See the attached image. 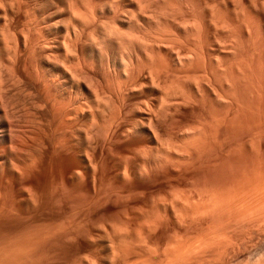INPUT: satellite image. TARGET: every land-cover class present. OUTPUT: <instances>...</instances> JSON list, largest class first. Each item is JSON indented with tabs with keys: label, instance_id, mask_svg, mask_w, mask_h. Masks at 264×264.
Returning a JSON list of instances; mask_svg holds the SVG:
<instances>
[{
	"label": "bare ground",
	"instance_id": "obj_1",
	"mask_svg": "<svg viewBox=\"0 0 264 264\" xmlns=\"http://www.w3.org/2000/svg\"><path fill=\"white\" fill-rule=\"evenodd\" d=\"M122 109L132 110L131 124H124L129 113L118 122ZM158 109L165 110L162 116L168 111L167 122L154 112ZM133 135L146 138L154 151L140 150L138 166L130 169L134 164L128 163L130 172L122 171L126 181L157 167L185 172L230 157L240 166L216 190L204 185L205 193L186 189L187 195L181 192V198L177 191L171 203L167 195L164 204L152 203L156 207L144 211L146 218L142 212L145 222L141 217L144 224L139 221L137 229L123 224L112 234L102 233L106 256L100 262L264 264L260 226L256 231L251 226L264 214V0H0V174L22 180L49 160L60 169L63 184L97 190L100 155L109 137ZM26 187L19 205L42 201L37 188ZM202 217L211 225L204 220L203 230L211 227L215 236L195 227L203 234L199 239L210 236L195 243L190 230L201 226ZM176 221L188 224L193 237H184ZM221 225L226 232L217 235ZM159 227L166 233L177 229L181 237L169 232L173 238L165 237L163 248L151 239ZM21 243L5 250L0 264L40 259L36 250L43 247L32 243L35 254ZM88 259L82 262L94 263Z\"/></svg>",
	"mask_w": 264,
	"mask_h": 264
},
{
	"label": "rangeland",
	"instance_id": "obj_2",
	"mask_svg": "<svg viewBox=\"0 0 264 264\" xmlns=\"http://www.w3.org/2000/svg\"><path fill=\"white\" fill-rule=\"evenodd\" d=\"M125 111H127V112L125 113ZM155 111L159 112V109H158V111L154 110V112ZM161 111L165 112V110L161 109L159 112L160 114H158V115H161V113H162ZM122 112L123 113H121L122 115L120 114L121 118L119 117L120 119H118V122L123 121V120H121L123 118H127L130 115V113L132 112V110H130V112H129L128 109H122ZM167 112L168 111L166 110V113ZM128 113H129V115H128ZM166 113L164 114V116L166 115ZM125 115L127 117H125ZM132 115H130L131 117L130 116L128 117L129 119L127 118L128 120H130V118H131V120L129 122L127 121V119H124L125 122H128V123H125L123 121L125 125L131 124ZM164 116H162V117L164 118ZM165 118H166V116H165ZM166 120H168V118L164 119V121H166ZM174 135L171 134V138L174 137L173 140L175 139V136H176V135L175 136ZM134 137L136 139H134ZM166 137L169 139L170 134H169V136L163 137L164 139H162V140L165 141V139H166V141L165 142L163 141V143L167 142L168 139ZM176 138H177V136H176ZM110 139L111 138L109 137V141H111V142L116 141V142L110 143V145H109L108 137L106 138V141H108V142L104 145V148L102 149V153L100 155V167H101L100 168V182L98 183L97 190H95L91 186L87 187L86 185L85 186L83 185V187H82V185L81 186L75 185L76 187L78 186L76 188L73 184L72 185L63 184L62 178H61L62 174H61L60 169L57 167V165L55 166L54 163H52V162L50 163L49 160H44L45 162L44 161L41 162L39 164V168H36L33 172L29 173V174L32 173V175L28 174V176H26L27 178H24V176H23V177H21L22 180H20L19 176L12 177V176H9L5 173L3 175L0 174V200L2 201L3 199H5V204L1 203V201H0V208H1L0 209V259L1 260H2V258H4L6 251L8 252V250L13 249L11 247V245L17 246L21 242L24 244H27V242H26V240H27L30 243V244L28 243L27 246L30 245L31 246L30 248L31 249L33 248V250H34V251L32 250L31 252H34L35 254L40 252V255H41V252L43 254L45 253L44 256L38 255L40 257V259H37L39 261V263H38V261H35L36 264H79L80 262L83 261V259L85 261L87 260V258H89L88 260L92 259L91 258L92 255H90V254L91 253L94 254V252L96 253L95 257L98 253L101 254V257L98 254L96 257L98 260L97 259L94 260L95 257L93 255L94 258L91 260L92 262H94L93 264H107V263L100 262L101 259L105 258L104 256H106L105 248L103 247L104 244L101 242V239H102L101 237L105 234L104 232L108 231L107 233H109L112 230V233H113V230H115L117 227H118L117 230L123 228V227H121V226H123V224H124L125 228L128 225V229H130L131 231L133 230V228L137 229V226L140 225L139 219L141 217L145 216L146 213L149 211L147 208H153L154 206L156 207V205H153V204H157L158 206H160L161 205L160 201L161 200L164 201L165 200L164 198H166V195L168 197V198H166V203H171L172 202L171 198L173 199V196H176L175 198H177L181 195V192H183L182 195H184V194L187 195L188 192H186V191L184 192V190H186V189H187V191L190 190L191 192L193 189L195 192H197L199 194V192L197 190H201L204 192V191H206L205 186H206V188H215V190L218 189V187L220 188L221 186L224 185L225 182L228 183L227 181L230 182L232 180V177L234 176L235 173H237V168L240 166V162H241L237 158L234 159L235 157L234 158L230 157L231 159L230 158L227 159L226 162L225 161H223L222 163L220 162L218 164V165L221 164L220 166H218L217 164L213 165V164H209V163H205V165H204V163H203L201 165L194 166L195 168L189 167L191 169L189 171L186 170L187 172L185 170H184L185 172H181L180 169L178 172L177 171L178 169L176 170V168H175V170H173V167L171 168V166H169V168H168V166H166V167L164 166V168L159 167V169L157 167L156 169L153 170L154 172L151 171L150 174L143 175V178L142 177H138V178L133 177V179H135V180L131 179V177H130V179L126 178L127 181H129V183H128L126 180H124L122 178L123 172H125L124 170L128 171L127 173H129L130 169L134 168L135 166L137 167L138 166L137 164L140 163L139 158H141L144 154L148 155L150 153L149 148L151 147V149H153L152 145L149 143V141L146 138L140 137V136H134V135L129 136V138H126V139L122 138L123 140H121V138H116V137L112 138L111 140ZM118 141H119V143H118ZM116 143L118 145H116ZM113 145H116V146H113ZM146 148H147V150L149 149L148 154L144 153L145 151H147ZM109 150L111 151V153ZM140 150L144 154L141 155V157H137V156H139V154H141ZM150 151L153 152L154 149H153V151L152 150H150ZM113 152H114V154H113ZM151 154L152 153H150V155ZM104 157H105V159H104ZM107 158H108V160H107ZM126 158H127V160H126ZM135 158L136 159L138 158L137 159L138 163L136 162ZM128 159H130V160L128 161ZM125 161H127V162H125ZM48 163H50V164H48ZM106 163H108V165H106ZM128 163H130V165H132V164H134V165H132L129 169ZM224 163H225V165H224ZM237 163H239V164H237ZM101 164L103 167L101 166ZM41 165H43V166H41ZM105 165L107 167H105ZM127 167H128V170H127ZM231 168H233L234 170L233 169L231 170ZM204 169H205L206 173H205ZM167 170H169V172ZM209 170H211V172H209ZM166 171L168 174L166 173ZM182 171H183V169H182ZM223 171H225L227 174L225 175V172H223ZM162 172L164 174L166 173V175H164ZM33 173H35V175ZM38 173H40V174H38ZM157 173H158V175H157ZM198 173H200V174H198ZM188 174H191V175H188ZM230 174H232V175H230ZM34 176H35V178H34ZM223 176H226V177H223ZM17 177L19 179H17ZM111 177H112V179H111ZM186 177L188 180L186 179ZM23 178L27 179V180H23ZM144 178H145V180H144ZM183 178H185V179H183ZM101 179H103V180L101 181ZM156 179H158V181H156ZM216 179L217 180L220 179V182H219V180L217 181ZM112 180H113V182H112ZM169 180H170V182H169ZM171 180H173V181H171ZM194 180H195V182H194ZM23 181H25V182H23ZM26 181H29V182H26ZM192 181H193V183H192ZM20 182L25 183V185H22ZM103 182H104V184H103ZM216 182L219 184H217ZM208 183H210V184L208 185ZM32 185H33V188L34 187H35V189L37 188V191L39 192L40 196L42 195L40 198V199H42V201H40L38 203L39 205L37 204L38 206L37 205L25 206L22 204L19 205V200L21 199L19 197H21L22 194L24 195L25 191L27 190L26 186H28V188H29ZM23 186L26 189L25 191H24ZM100 189H101L102 193H101ZM105 189H106V191H105ZM56 190H57V192H56ZM177 191L178 192L180 191L179 194L177 193ZM210 191H212V190H210ZM99 192H100V195H99ZM191 192H189V194ZM170 194L171 195L173 194V195L171 196ZM177 194L179 196H177ZM182 195L180 196L181 198H183ZM192 195H193V192H192ZM93 196H95L94 199H93ZM104 196H105V198H104ZM52 197H53V199H52ZM138 197H139V199H138ZM57 199H58V201H57ZM99 199H101V200H99ZM6 200H8V201L14 200L13 201L14 203L11 202V204H6L8 202ZM15 200L16 201L18 200V201L16 202ZM173 200H175V199H173ZM55 201H56V203H55ZM2 202H4V201H2ZM93 202H98V203L93 204ZM158 202H159V204H158ZM8 203H10V202H8ZM15 203H16V205H15ZM164 203H165V201L162 202V204H164ZM151 205H153V206L151 207ZM263 209L264 208H262L261 210H263ZM144 211H146V213ZM142 212L145 213V214H143V216H141ZM145 218H146V216H145ZM145 218L143 217L142 221H144ZM202 218L198 219L199 222H200V220H202ZM255 218L256 217H254L253 219H255ZM260 219H261L260 221L259 220H257V221H259V223L261 225H258L259 223L256 221V222L252 223L251 226H254V228L252 227L253 229L260 226L259 227L260 232H261L260 233V237H261L260 238L261 239L260 246L262 245L260 247L261 248L260 249V252H261L260 255H262V253H264V245H263L264 244V214H263V212L260 214ZM204 220H205V222H207L208 218L207 219H205V217L203 218L202 223L201 222L199 223L201 226L193 225L194 228L192 227V229L190 226L191 230L188 228L190 230V232L192 230L194 232L195 230L198 229V228L195 229V227H199V230H200V228L203 230L204 229L203 227H205V229H206V226L202 225V224H205V223H203ZM142 221H140L141 225L144 224V223H142ZM252 221H250V222H252ZM137 223H138V225H137ZM178 223L176 221V226L178 227L180 225L179 226L180 228L178 227L179 228L178 230H182V228H184L182 230V235L183 236L185 235L184 237L187 238L188 235L185 233L189 232L188 230H186V228L189 225L187 224V226H186V224H185V225H183L184 227H182V224H178ZM207 223H209V224L207 225ZM207 223H206L207 227L211 226L210 220ZM129 224H130V227H132V228H129ZM223 226H224V228H227V226L225 227V223L223 224ZM223 226L222 225L218 226L220 228V231H218V232L215 231V229H217L218 227H216V228L214 227L215 228L214 233L216 232L217 235H223L226 232L224 230ZM209 228H211V227H209ZM209 228H207L208 232H209ZM221 228L224 231H222ZM100 229H102V231H99ZM103 229L105 231H103ZM135 229H134V231H136ZM161 229H163V228H161ZM161 229L159 227L156 229L157 231H155V229L151 230V231H155V232H153L155 234L150 232V233H152L151 235H154L151 237V239L153 240V238H154V241H152V242H155L157 245L160 244L163 248H165L167 241H169V239L167 240L166 238H169V237H170V239L173 238V236L176 235L177 229L175 231H168V233L171 232V234L173 236H169L170 233L168 234L165 232L168 230L167 228L164 227L163 232ZM259 229H257V230H259ZM199 230H197V231L199 232ZM211 230H213V228ZM185 231H187V232H185ZM197 231H195L194 234H193V232H191L194 235V237L197 235L200 236V234H202V233L197 234ZM203 231L205 232L206 230H203ZM255 231H256V229H255ZM208 232L206 231V233L210 235L211 233L210 232L208 233ZM112 233H109V234H112ZM114 233H116V231ZM214 233H213V235H214ZM101 234H102V236H101ZM178 234H179V232H178ZM192 234H189V235H192ZM193 235H192V237H193ZM167 236H169V237H167ZM176 236L181 237V231H180V236L179 235H176ZM199 236H197V238ZM210 236H212V234ZM210 236H208V237L205 236L204 239H203L204 236L203 237L201 236L203 239L202 241L210 238ZM214 236H212L211 238H213ZM201 237H200V239H201ZM31 238H33V240ZM96 238L97 239L100 238V240L98 239V241H97ZM190 238H191V236H190ZM91 239H93V242L97 241V243H93L91 241ZM155 239H156V241H155ZM157 239H160V240H157ZM162 239H164L166 242ZM194 239H196V238H194ZM200 239L198 238L195 241V243L196 242L198 243V241H200ZM163 241L165 242L164 246L162 245L164 243ZM38 242H40V244L42 243V245L43 244H45V245L40 246V244ZM16 243H19V244H16ZM32 243H36L35 245H39L38 247H36V249L43 247V250H44V247H46L45 250L47 249L48 251L44 250L45 252H43V250H36V249H34L35 245H34V247H32L33 246V245H31ZM95 244H97V245H95ZM257 245L259 246V244H257ZM19 246L21 247V245H19ZM15 247H14V249L17 248V247L15 248ZM153 247L155 249H157L156 246H152V250H155ZM30 248L28 247L27 249L29 250ZM24 249H25V247H24ZM35 250L38 252L36 253ZM98 256H99V258H98ZM39 257H37V258H39ZM35 258H36V256H35ZM133 260H135V262L138 264L139 260H136V259H133ZM140 260H142V259H140ZM31 261H30L31 264H35L33 262L34 260H31ZM91 261H89V262H91ZM248 261L250 262V260H248ZM96 262H98V263H96ZM217 262H218V260H217ZM219 262H221V261H219ZM28 264H29V262H28ZM83 264H87V263H83ZM131 264H133V262H131Z\"/></svg>",
	"mask_w": 264,
	"mask_h": 264
}]
</instances>
